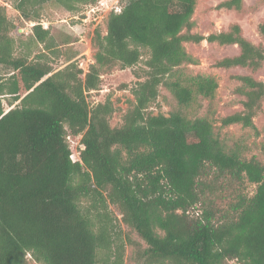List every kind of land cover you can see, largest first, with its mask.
I'll return each instance as SVG.
<instances>
[{
    "label": "trees",
    "instance_id": "16d2710c",
    "mask_svg": "<svg viewBox=\"0 0 264 264\" xmlns=\"http://www.w3.org/2000/svg\"><path fill=\"white\" fill-rule=\"evenodd\" d=\"M48 1L71 11L98 2L15 0L17 19L38 22L34 41L48 49L51 32L40 21ZM196 4L125 0L109 13L106 33L95 32L86 73L73 56L54 68L43 53L18 52L16 19L0 5V264H28V254L41 264H124L111 205L147 244L136 242V264H264V165L216 134V77L181 68L195 62L186 42L237 45V54L215 66L250 73L234 76L242 109L220 122L257 129L264 80L254 73L264 67V44L239 23L194 32ZM218 7L238 12L245 4L223 0ZM257 29L264 38V21ZM127 68L137 78L135 101L113 126L110 95L91 104L88 94L102 88L104 75ZM161 87L177 103L169 115L150 110ZM200 99L209 102L202 115ZM78 136L74 160L71 140ZM249 184L256 185L251 196Z\"/></svg>",
    "mask_w": 264,
    "mask_h": 264
},
{
    "label": "rangeland",
    "instance_id": "374dc122",
    "mask_svg": "<svg viewBox=\"0 0 264 264\" xmlns=\"http://www.w3.org/2000/svg\"><path fill=\"white\" fill-rule=\"evenodd\" d=\"M113 1L108 0L109 4L106 3L102 6L101 11L96 14L90 13L89 15L88 8L90 4H79L77 11H71L55 1L44 3L40 21L46 22V26L50 29L51 43L54 45L50 49L46 48L45 44H38L34 41L32 31V22L34 21L23 18L17 19L18 13L14 8L15 0H0V5L6 7L8 17L16 19L18 28L13 29L11 34L16 39L22 40L16 43L17 51L29 52L31 58L38 53H43L54 68H61L67 64V59L71 56L74 57L73 61H76L79 67L80 62L88 61V59L91 60L88 62L89 65L94 62L96 49L93 45V37L97 30L102 34L106 33L109 6H111L110 4ZM222 1L197 0L195 12L192 16L194 22L193 31L209 35L213 32L227 30L233 23H239L245 36L256 44H264V38L260 36L257 29L258 24L264 21V0H244L245 9L238 12L218 7ZM124 2L125 0H120V5H123ZM97 14L101 16L94 19L93 17ZM86 17L89 19L85 22L83 18ZM185 46L195 62L185 63L181 68L187 73L213 75L218 81L219 86L216 91V98L212 104L216 134L220 136L227 146L238 149L246 158L257 157L264 165V103L263 110L254 118L257 129L245 128L241 124L222 126L220 122L221 116L242 109L243 97L235 92L239 81L234 76L250 72L248 69L241 67L219 68L215 66V62L223 57L237 54L239 52L238 46H221L217 43H210L207 40L199 43L186 42ZM83 66L86 67L87 63H84ZM254 76L257 79L264 80V67L255 72ZM136 80L137 78L131 68L113 71L103 76L102 88L88 94V100L91 104H94L98 101H104L110 95L117 108L111 118V125L120 126L123 123L124 113L131 103L135 101L131 88ZM125 83L128 84V87L126 89L121 88V85ZM8 98L10 97L3 99L6 111L10 109ZM200 102L202 106L196 113L202 115L207 111L209 102L201 99ZM175 108H177V103L173 96L165 87H161L160 95L150 110L155 114L163 112L169 115ZM189 112L194 114L191 109ZM71 148L73 152L72 158L78 160L81 148L80 136L71 140ZM255 190V184L248 185L247 192L250 196L254 194ZM110 209L117 217H114V224L120 236L118 242L123 246L124 264H136L138 248L136 242L141 244L142 247H146L147 244L125 225L122 221V215L115 206L111 205ZM27 259L28 264H41L34 260L30 254L27 255ZM230 264L239 263L231 261Z\"/></svg>",
    "mask_w": 264,
    "mask_h": 264
},
{
    "label": "built area",
    "instance_id": "2783aa9c",
    "mask_svg": "<svg viewBox=\"0 0 264 264\" xmlns=\"http://www.w3.org/2000/svg\"><path fill=\"white\" fill-rule=\"evenodd\" d=\"M109 4L108 0H98L97 4L95 5H90V7L88 8V15L90 13H94L96 14L97 12L101 11L102 9V6H104L105 4ZM111 6H109V13L112 12V11H115V12H120L121 9H122V5H120V0H114L112 4H110ZM87 13V12H86ZM87 15V14H86ZM99 14L95 15L93 18L96 19L98 18ZM89 17V16H88ZM88 17L86 18H83V20H85V22L89 19ZM38 22H32L33 26L36 25ZM44 26H46V22H41ZM47 27V26H46ZM93 60V59H92ZM91 61L88 59V61H85V62H80V67L84 70V73H86L88 71V67H89V64L88 62ZM84 63H87V66L84 67Z\"/></svg>",
    "mask_w": 264,
    "mask_h": 264
}]
</instances>
